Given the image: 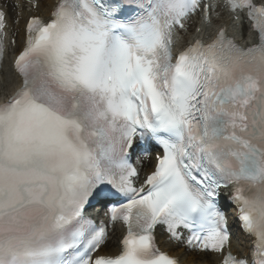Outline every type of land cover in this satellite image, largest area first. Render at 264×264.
I'll use <instances>...</instances> for the list:
<instances>
[{"label": "snow or ice", "instance_id": "snow-or-ice-1", "mask_svg": "<svg viewBox=\"0 0 264 264\" xmlns=\"http://www.w3.org/2000/svg\"><path fill=\"white\" fill-rule=\"evenodd\" d=\"M11 7L16 23L30 15L19 82L0 103V264H181L158 229L185 255L264 264V0ZM217 7L251 43L221 27L174 51L186 21L211 26ZM153 150L141 177L133 159ZM95 205L105 219L88 214ZM118 224V254L105 253Z\"/></svg>", "mask_w": 264, "mask_h": 264}, {"label": "bare ground", "instance_id": "bare-ground-1", "mask_svg": "<svg viewBox=\"0 0 264 264\" xmlns=\"http://www.w3.org/2000/svg\"><path fill=\"white\" fill-rule=\"evenodd\" d=\"M16 3V4H22V0H0V4L3 3H9V8H8V25H7V42L9 43V40L14 37L15 41L17 40L18 46L21 45L19 41V32H20V27L24 26L25 22V15L28 14V12H23V18L20 19L19 23H16V18H17V13L20 11L19 9H15L11 7V3ZM46 13V12H45ZM245 30V26L242 28V31ZM7 68H5V73L2 79H0V95L1 93L3 94L4 92H11L16 86V81L14 78L11 76L9 72L8 65L6 64ZM140 162L144 165H147L149 163V157H143ZM158 241L161 244V247L169 249L172 253L177 255L183 262H188V263H196V264H214L215 258L212 256H206L203 259L196 257L195 254L189 253L185 255V249L183 246H177L175 243H167L165 240L162 238L161 234L157 235ZM113 235L112 233L109 235V241L104 248V252H106V249H110L109 252L111 254L115 253L117 251L116 247H113Z\"/></svg>", "mask_w": 264, "mask_h": 264}]
</instances>
